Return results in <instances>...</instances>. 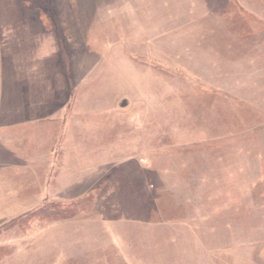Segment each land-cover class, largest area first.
Segmentation results:
<instances>
[{"label":"rangeland","instance_id":"1","mask_svg":"<svg viewBox=\"0 0 264 264\" xmlns=\"http://www.w3.org/2000/svg\"><path fill=\"white\" fill-rule=\"evenodd\" d=\"M187 1L207 2L0 0V112L6 110L1 103L7 90L3 79L11 85L17 78L34 92L38 85L31 74L45 76L48 69L53 99L68 103L62 114L49 117L52 122L35 125V133L46 131L58 138L67 123L85 137L83 158L99 167L77 199L61 196L26 206L12 202L5 192L0 218H8L0 219V242L18 231L35 238L1 248L0 264H264V101L261 108H251L220 93L215 106L206 107L200 90L190 85L199 83L182 69H173L151 44L155 31L163 32L178 13L184 14L182 3ZM227 2L224 13L238 16V25L253 14L264 17V0ZM127 56L132 72H121ZM113 63L116 71L110 77ZM155 68L165 74H156ZM15 89L26 95L20 85ZM66 89L72 91L69 100ZM31 91L33 101L37 96ZM14 94L7 98L17 100ZM138 94L153 107L122 104L138 100ZM189 108L199 116L203 134L195 124L177 123L182 118L176 116ZM171 116L177 122L171 124ZM94 135L99 140H91ZM0 136V148L13 149L12 128ZM42 142V148L47 146ZM125 159H142L140 176L123 173L128 166L116 163ZM37 170L41 175V168ZM15 171L2 168L1 184L32 181L31 173ZM33 211L38 216L27 221ZM80 213L105 218L101 225L114 232L113 244L59 262L48 240L63 239V230L53 228ZM127 231L132 235L120 234Z\"/></svg>","mask_w":264,"mask_h":264},{"label":"crops","instance_id":"2","mask_svg":"<svg viewBox=\"0 0 264 264\" xmlns=\"http://www.w3.org/2000/svg\"><path fill=\"white\" fill-rule=\"evenodd\" d=\"M224 1L226 2L207 0L206 3L205 1L203 3L198 1L197 4L188 1L182 3L184 4L182 10L184 14L178 13L175 21L171 22L172 25H166L167 28L161 30L163 32L155 31L152 34L155 35V38L151 44L156 51L167 59L173 69H182L201 85L190 84L193 86V90H200L206 107H214V101L222 93L226 97L231 96L251 108H261V103L264 101V17L253 14L251 20L248 21L250 24L241 20L242 24L238 25V16L234 18L224 13V11H228L227 8L230 6L227 0ZM194 12L198 13L195 14ZM159 24L161 28H165L164 25ZM124 61L121 72H132L131 67H129L132 58L127 56ZM142 65L144 66L143 63ZM155 69L156 74H165L162 70ZM115 71V64L109 65L108 76L111 77L110 73H115ZM45 73L48 74L46 79V75L36 71L31 74L36 76L33 80L38 85L34 92L30 90L28 83L18 81L17 78L11 79V85L7 84L8 86L4 85L3 79V87H7V90L1 103L2 108L6 110L0 112V132L11 127L15 146L10 150L0 148V170L3 168L6 172L9 171L10 167H13L16 169L15 172L23 171V174L29 172L32 181H26L22 178L3 184L0 182V202L7 197L5 192L13 198L12 202H20L26 206L41 204L45 200H58V197L61 196H63V200L77 199L83 196L80 194L89 185L88 180L99 170L96 163L83 158V153H85L83 151L85 149L83 134L74 133L67 123L63 124L61 135L58 138L46 131L35 133V125L52 122L53 119L50 121L49 117H55V114L60 112L62 114L63 108L68 103L65 100L64 105V103H59L57 98L53 99L54 82L50 77L52 74L48 69L45 70ZM10 75L14 76L15 74ZM162 77L164 78V75ZM17 85H20V89L25 92L26 95H22L25 97L22 98L20 93L15 92ZM172 88L177 89L179 87L176 85ZM30 91L37 96L32 98L33 101L29 98L28 93ZM66 91V98L69 100L72 91L69 92L67 89ZM134 92L137 93L136 90ZM8 94L10 96L14 94V97L17 95V100L10 101ZM18 96L23 100L21 106L19 102L22 100ZM136 97L138 100L124 101L122 104L134 106L138 104L145 110L146 107H153L146 96L138 94ZM35 98L38 99L35 100ZM195 98L197 99V97ZM137 101L138 103H136ZM183 102L187 103L185 100ZM19 106L20 108L15 110ZM183 112L186 113L176 116L182 120L175 122L178 124H195L196 129H198L196 132L203 134V131L199 129L201 128L199 125L202 123L195 110L189 108ZM132 119L139 120L141 125L146 123V121L142 122L139 116H132ZM172 121L173 117L169 122L175 123ZM201 138L204 137L201 136ZM42 140L46 144L48 143L44 148L41 145L43 144ZM91 140H99V137L97 135L91 136ZM28 141H32L29 142V146L26 145ZM56 142H58V146L52 147ZM49 144H52V148ZM124 153L127 156L131 155L127 152ZM68 154L70 158H65ZM116 164L117 166L125 164L128 166L123 173L130 170L137 174L141 173V168L145 166L142 159L133 162L131 159H125ZM40 168L42 170L41 175L37 170ZM141 179L142 177H139V180ZM29 189L32 191L26 192ZM5 218L8 217H4L2 214L0 219L5 221ZM130 218L132 219V217ZM103 219L105 218H101L99 215L80 213L59 222L57 227L53 229L60 231V233L63 230V239L55 240L54 243L50 242L52 239L48 240L62 259L58 261L70 262L75 259L74 254L76 252L84 255V253L101 251V247L103 251L108 250L109 247L106 246L113 244L114 232L109 234L112 231L111 228L104 231L108 224L101 225V222H104ZM52 232L51 229L47 231L50 236H52ZM83 232L85 234H81ZM127 232L120 234L123 237L132 235L130 231ZM33 238L35 236L25 235V233L18 231L15 237L1 241L0 249L18 240L30 242L34 240Z\"/></svg>","mask_w":264,"mask_h":264},{"label":"trees","instance_id":"3","mask_svg":"<svg viewBox=\"0 0 264 264\" xmlns=\"http://www.w3.org/2000/svg\"><path fill=\"white\" fill-rule=\"evenodd\" d=\"M63 206H67V205H64L63 204ZM53 208H52V210L54 211L55 210V212H58L59 211V206L57 207V208H54V206H52ZM64 211L66 212V209L64 210V208H63V213H64ZM38 211H33V212H30L27 216H26V220L28 221H30V218H34V216L35 215H37L38 216V213H37ZM34 223V221L32 222V223H27L25 226H29L30 224H33Z\"/></svg>","mask_w":264,"mask_h":264}]
</instances>
